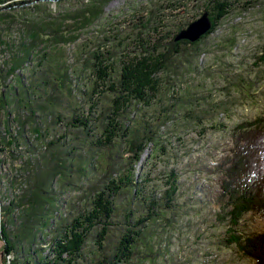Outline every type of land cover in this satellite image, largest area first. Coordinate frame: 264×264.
I'll list each match as a JSON object with an SVG mask.
<instances>
[{"label":"trees","instance_id":"1","mask_svg":"<svg viewBox=\"0 0 264 264\" xmlns=\"http://www.w3.org/2000/svg\"><path fill=\"white\" fill-rule=\"evenodd\" d=\"M6 1L0 0V5ZM27 1L15 0L8 6L16 10L14 5ZM108 1L88 0L73 10L51 14L45 11V0H39L34 6L37 12L25 17L17 42L3 39L7 31H0V42L11 51L6 66L0 65V116L11 102L12 94L14 108L18 111L14 120L20 127L19 135H11L12 139L7 141L0 131V150L15 142L16 147L21 145L26 125L45 148L37 157L23 158L16 165L21 173L9 179L21 188L2 208L15 226V231L3 225L0 230L6 239L7 254L14 253L10 264H79L90 239L100 251L95 264H133L138 254L155 261L152 226L169 211L175 212L178 173L171 170L166 179L167 187L159 193L157 188L149 189L137 177L135 164L150 144H159L160 128L173 123L177 118L175 113L187 103L192 105L186 109L190 119L204 130V115L209 110H217L213 103L209 104V109L202 108L190 89L183 95L173 94L162 99L160 73L173 70L176 56L183 54L188 68L197 70L203 41L232 13L234 0H210L204 11H208L211 18V29L196 41L175 40V35L184 28L180 25L176 33L161 35L153 42L140 39V50L134 54L122 53L119 64L115 62L113 47L101 49L99 46L90 53L94 58L90 65L92 75L88 76L91 83L88 87H75L73 73L77 69L64 58L63 45L77 41L81 31L102 16ZM258 1L252 0L242 8L247 10ZM11 18L12 12L0 8V21ZM28 66L31 72L26 76L23 70ZM10 76L15 79L13 84L7 82ZM171 86L173 88L170 82L168 88ZM84 95L89 102L87 112L80 105L82 101L76 100ZM156 100L160 101V113L148 116L144 109ZM22 109L29 111L25 118L21 116ZM62 121L65 126L62 133L47 139L51 123L57 125ZM43 124L49 127L45 133ZM211 125L216 127V123ZM68 127L85 131L90 136V145L86 147L84 140L70 134ZM123 141L126 156L120 151ZM230 151L218 164L223 173L219 198L224 212L220 218L228 221L226 242L237 244L243 255L254 260L253 264H264V230L244 234L238 229L246 213L264 218V116L237 126ZM85 155L88 157L84 158ZM2 162L0 158V165ZM97 169L102 179L95 182L88 179L86 187H81L83 201L78 208L74 210V199H67V203H72L71 210L57 216L55 211L59 207L52 194L54 187L73 184L69 182L75 173L89 176ZM121 196L127 200L124 202L123 198L120 202ZM55 217L58 224L49 242V253L30 248L21 261L15 254L19 240L24 238L33 243L39 236L38 226L39 229L50 226ZM112 236L115 241L107 249V241Z\"/></svg>","mask_w":264,"mask_h":264},{"label":"rangeland","instance_id":"2","mask_svg":"<svg viewBox=\"0 0 264 264\" xmlns=\"http://www.w3.org/2000/svg\"><path fill=\"white\" fill-rule=\"evenodd\" d=\"M13 1L15 0H7L0 5L3 11L12 12L13 17L9 21H0V31H7L3 39L17 42L24 27L25 17L29 18L37 12L34 6L39 0H28L23 4L14 5L16 10L8 6ZM87 1L45 0V11L58 14L73 10ZM251 1L234 0L232 13L203 41L204 49L199 54L197 70L188 68L187 57L183 54L176 56L173 70L160 73L163 78L160 94L162 99L166 100L168 95L173 94L183 95L190 89L201 102L202 108L209 109V104L213 103L217 110H209V113L204 115V130L202 125H197L190 119L186 109L192 105L187 103L175 113L177 118L173 123H167L160 128L159 144H150L140 161L135 164L137 177L142 179L149 189L157 188L156 192L159 193L167 187V175L175 169L178 173L179 189L175 199V212L169 211L166 217L152 226L151 232L155 236V261L149 256L138 254L133 264L254 263L253 259L241 253L237 244L226 242L228 221L220 218L224 207L219 198L223 173L218 168L219 162L231 152L237 126L243 121L264 116V0L255 2L247 10L242 8ZM209 4L210 0H109L102 16L83 29L77 41L63 45L64 58L77 69L73 73L74 86L88 87L91 83L88 76L92 75V50L99 46L101 49L113 47L115 62L119 64L122 53L134 54L140 50V39L153 42L161 35L170 36L176 33L178 26H187L190 21L201 15ZM0 49V65L6 66L11 51L1 42ZM23 71L27 76L31 69L28 66ZM24 80L26 82L27 79ZM7 82L13 84L14 77L10 76ZM170 82L173 88H168ZM12 98L14 97L11 94V102H8L0 116V131L6 136V141L8 138L12 139L11 135H19L20 131L18 121L14 120L18 111L14 108L16 103ZM76 100L82 101L80 105L87 112V95L76 97ZM159 109L160 101L156 100L151 107H145L144 110L152 117L160 113ZM20 113L22 118H25L29 111L22 109ZM95 116L93 114V117ZM35 118L38 119V113ZM212 123H216V127L212 126ZM51 124L53 126L47 139L58 137L65 129L63 121L57 125ZM41 127L45 133L48 126L43 124ZM68 131L79 140H84L86 147L90 145V136L81 128L68 127ZM22 135L28 143H24L25 140L21 137L24 141L21 145L16 147L15 142L0 150V158L3 160L0 165V230L2 225L8 230L15 229L2 208L16 193H20V186L13 185L9 180L21 173L16 169V165L30 156H39L45 150L28 125ZM29 143L32 144L31 148ZM120 151L125 156L128 155L124 141ZM99 171L97 169L96 172L89 173V176L75 173L69 182L73 184L65 187L58 184L54 187L52 194L56 196L55 205L59 207L56 208L58 211H55L57 216L59 213L68 214L72 203L75 205L74 210L78 208L79 202L83 201V197H80L83 195L81 187H86L88 179L92 182L100 181L103 175L99 174ZM129 194L130 191L127 193L128 197ZM123 198L121 196L119 201ZM67 199L74 201L67 203ZM126 200L124 198V202ZM19 223L20 220H17V224ZM57 224L55 217L50 226L40 229L38 226V239L31 244L24 238L19 240L15 254L21 257V261L30 248H36L43 254L49 253V242ZM238 229L244 234L263 231L264 218L246 213ZM114 241L115 236H112L107 241V249L112 247ZM5 245L6 239L0 231V264H10V259L14 256V253L7 254ZM99 254L100 251L90 239L79 264H95Z\"/></svg>","mask_w":264,"mask_h":264},{"label":"water","instance_id":"3","mask_svg":"<svg viewBox=\"0 0 264 264\" xmlns=\"http://www.w3.org/2000/svg\"><path fill=\"white\" fill-rule=\"evenodd\" d=\"M212 26V21L208 11H204L198 18L190 21L188 25L175 35V40L187 39L190 41L198 40L203 34L207 33Z\"/></svg>","mask_w":264,"mask_h":264},{"label":"clouds","instance_id":"4","mask_svg":"<svg viewBox=\"0 0 264 264\" xmlns=\"http://www.w3.org/2000/svg\"><path fill=\"white\" fill-rule=\"evenodd\" d=\"M253 178H255V173H253Z\"/></svg>","mask_w":264,"mask_h":264}]
</instances>
